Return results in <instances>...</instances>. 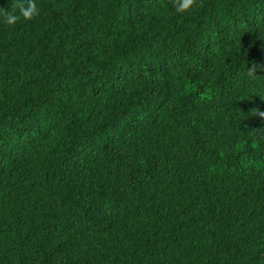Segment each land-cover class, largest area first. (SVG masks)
I'll return each instance as SVG.
<instances>
[{
	"label": "trees",
	"instance_id": "trees-1",
	"mask_svg": "<svg viewBox=\"0 0 264 264\" xmlns=\"http://www.w3.org/2000/svg\"><path fill=\"white\" fill-rule=\"evenodd\" d=\"M174 3L0 24V264H264V0Z\"/></svg>",
	"mask_w": 264,
	"mask_h": 264
},
{
	"label": "clouds",
	"instance_id": "clouds-1",
	"mask_svg": "<svg viewBox=\"0 0 264 264\" xmlns=\"http://www.w3.org/2000/svg\"><path fill=\"white\" fill-rule=\"evenodd\" d=\"M198 6L197 0H175L177 14H188ZM40 14L37 0H9L7 7H0V24L14 28L21 21H31ZM256 68L247 69V75L255 78Z\"/></svg>",
	"mask_w": 264,
	"mask_h": 264
}]
</instances>
